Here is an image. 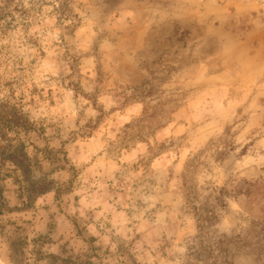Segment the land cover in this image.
Masks as SVG:
<instances>
[{
    "label": "clouds",
    "instance_id": "9594fccd",
    "mask_svg": "<svg viewBox=\"0 0 264 264\" xmlns=\"http://www.w3.org/2000/svg\"><path fill=\"white\" fill-rule=\"evenodd\" d=\"M6 5L0 264H264V0Z\"/></svg>",
    "mask_w": 264,
    "mask_h": 264
},
{
    "label": "rangeland",
    "instance_id": "374dc122",
    "mask_svg": "<svg viewBox=\"0 0 264 264\" xmlns=\"http://www.w3.org/2000/svg\"><path fill=\"white\" fill-rule=\"evenodd\" d=\"M7 2H8V4H11L12 3V0H7ZM6 7H7V5L5 6V8H0V17H1L0 20H4L7 17H11V13H9V12L6 11ZM12 11H14V12L19 11V12H21V15H23V11L21 9H18V8H15L14 7L12 9ZM12 19H15V17H12ZM10 22L11 21H9V23Z\"/></svg>",
    "mask_w": 264,
    "mask_h": 264
},
{
    "label": "trees",
    "instance_id": "16d2710c",
    "mask_svg": "<svg viewBox=\"0 0 264 264\" xmlns=\"http://www.w3.org/2000/svg\"><path fill=\"white\" fill-rule=\"evenodd\" d=\"M0 19H1V17H0Z\"/></svg>",
    "mask_w": 264,
    "mask_h": 264
}]
</instances>
